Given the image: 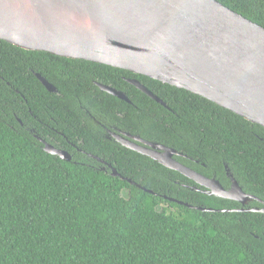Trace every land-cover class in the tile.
I'll return each instance as SVG.
<instances>
[{
	"label": "trees",
	"instance_id": "16d2710c",
	"mask_svg": "<svg viewBox=\"0 0 264 264\" xmlns=\"http://www.w3.org/2000/svg\"><path fill=\"white\" fill-rule=\"evenodd\" d=\"M215 1L264 28V0ZM93 82L109 83L131 104ZM78 106L123 113L130 128L192 156V168L222 186L227 165L245 193L264 201L263 127L142 75L0 40V264H264L263 215L223 212V199L178 190L173 181L187 178L96 139L80 126ZM30 113L66 134L78 130L86 148L112 149L121 176L152 193L47 153L29 133Z\"/></svg>",
	"mask_w": 264,
	"mask_h": 264
},
{
	"label": "water",
	"instance_id": "95a60500",
	"mask_svg": "<svg viewBox=\"0 0 264 264\" xmlns=\"http://www.w3.org/2000/svg\"><path fill=\"white\" fill-rule=\"evenodd\" d=\"M0 40L28 51L142 75L264 128V28L215 0H0ZM36 78L48 92H56L43 77L37 74ZM128 82L168 108L138 81ZM97 86L129 103L122 92ZM146 144L149 149L144 151L129 148L193 179L205 188L203 194L242 205L256 199L243 191L227 165L224 169L231 186L225 191L215 178L172 159L182 153ZM45 151L70 161L66 154Z\"/></svg>",
	"mask_w": 264,
	"mask_h": 264
},
{
	"label": "flooded vegetation",
	"instance_id": "af4514ba",
	"mask_svg": "<svg viewBox=\"0 0 264 264\" xmlns=\"http://www.w3.org/2000/svg\"><path fill=\"white\" fill-rule=\"evenodd\" d=\"M121 79L128 84H130L128 82L129 80L138 81L134 78H127L124 76H121ZM93 84L95 86H97V84H101L104 87L112 88L109 83L102 84L93 82ZM98 89L101 92H105L102 91L99 87ZM122 93L126 96L124 92ZM129 104H131L130 100ZM77 112L82 118L79 123L80 126L86 127L94 136L97 137L96 139H99L105 143L107 142L108 144L110 143L111 146H118L121 149L129 151H132L129 147H134L144 151L146 149H149V146L146 143L161 144L156 140L141 136V132L136 130V127H134L133 129L130 128V126L127 125L128 117L123 116V113L115 114L111 113L110 110H107L103 112V114H96L95 112L85 109L83 106H78ZM28 124L31 126L29 133L40 144H42V148H47L51 151H57L61 154H66L70 158L69 162L79 164L80 166L84 167V169H88L99 174L101 173L105 176L119 178L121 181H125L130 186L139 189L143 188L141 187V183L135 182L131 178L125 176V169L117 164L114 152L107 146L103 145V147H99L98 145L100 143L97 142L94 143L93 146H89V148H86L84 139L83 137H81V133L78 130L73 129L71 134H66L56 126L54 127L41 121L39 118L33 116L32 113H30ZM155 152L158 153L159 151L155 150ZM55 156L59 157L58 155ZM172 159L177 163L183 165L184 167L195 171L192 167L194 164H197V161L192 156H173ZM185 160H187L188 163ZM121 173L125 175L121 176ZM224 176L223 186L222 184L220 185L225 191H228L231 186V180L226 176V172L224 173ZM184 178L187 177L184 176ZM173 184L178 190L184 189L198 193H202L203 191H205L204 187L197 185L195 181L190 178H187L186 180H183L181 182L178 180H174ZM255 198V200L247 201L243 205L234 200L223 199V212L256 213L264 216V201L259 199L258 197ZM251 209H255L257 211L253 212L251 211ZM244 210H247L248 212H245Z\"/></svg>",
	"mask_w": 264,
	"mask_h": 264
}]
</instances>
